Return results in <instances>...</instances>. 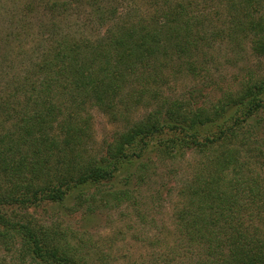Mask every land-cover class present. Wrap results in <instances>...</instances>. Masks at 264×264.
Returning <instances> with one entry per match:
<instances>
[{
	"label": "trees",
	"instance_id": "trees-1",
	"mask_svg": "<svg viewBox=\"0 0 264 264\" xmlns=\"http://www.w3.org/2000/svg\"><path fill=\"white\" fill-rule=\"evenodd\" d=\"M4 10L0 264H110L84 220L125 204L142 221L165 194L140 264H264V0ZM93 109L114 125L100 145Z\"/></svg>",
	"mask_w": 264,
	"mask_h": 264
},
{
	"label": "rangeland",
	"instance_id": "rangeland-1",
	"mask_svg": "<svg viewBox=\"0 0 264 264\" xmlns=\"http://www.w3.org/2000/svg\"><path fill=\"white\" fill-rule=\"evenodd\" d=\"M21 0H0V11L3 9V17L6 15V10L11 11L19 5ZM16 4V6H15ZM221 72L230 71V69L221 64ZM224 68V69H223ZM94 116V136L95 141L100 145L103 139H108L111 137L114 125L107 118L106 115L102 114L96 109L92 110ZM157 170V182L161 183L165 181V184L161 186L160 190L164 193V190L169 186L175 184V179L173 175L168 174V176H162L160 179ZM178 174V173H176ZM164 179V180H163ZM158 183V184H159ZM165 194V193H164ZM165 197V198H164ZM164 201L162 203L155 202L152 208H145L143 205V213L146 215L147 219L137 220L135 215H131V210L126 207L125 204L118 208L106 209L100 213L91 216L86 221L87 232L85 236L90 239V244L97 250L101 255H107L110 264H140L144 258L145 260L151 259L149 255L153 251L159 250L158 247H153L149 244V241L154 239L157 234L159 236V229L161 230V225L172 213L171 198L169 195H163ZM170 199V201H169ZM145 208V209H144ZM152 215V221L149 223L147 220ZM67 220L70 219L74 226H79L81 221L78 213L74 215L73 218L66 217ZM166 222V221H165ZM81 223H84L81 221ZM154 258V257H153ZM147 261H145L147 263Z\"/></svg>",
	"mask_w": 264,
	"mask_h": 264
}]
</instances>
